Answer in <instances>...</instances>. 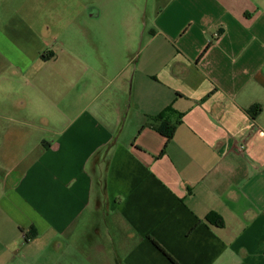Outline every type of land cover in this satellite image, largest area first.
I'll return each instance as SVG.
<instances>
[{
	"label": "crops",
	"instance_id": "0c3cea01",
	"mask_svg": "<svg viewBox=\"0 0 264 264\" xmlns=\"http://www.w3.org/2000/svg\"><path fill=\"white\" fill-rule=\"evenodd\" d=\"M91 6L49 59L0 25V264H264V0H151L121 63Z\"/></svg>",
	"mask_w": 264,
	"mask_h": 264
},
{
	"label": "rangeland",
	"instance_id": "374dc122",
	"mask_svg": "<svg viewBox=\"0 0 264 264\" xmlns=\"http://www.w3.org/2000/svg\"><path fill=\"white\" fill-rule=\"evenodd\" d=\"M97 1V2H95ZM0 0V25H20L22 28L17 33L20 40L17 47H13L16 57L20 60L24 59L23 54H29L44 50L47 59L58 53L60 46L65 43L71 44L73 47L74 40V18L75 11L82 8L83 5L95 4L103 11V21L113 24V28L107 30L105 35L106 40L110 42L108 50H111L120 59V63L124 59L125 50L124 45L130 37V41L136 45L139 50L142 42L148 37V27L146 28V20L151 11V0ZM148 8V12H147ZM136 16L139 19L129 28L131 33H128L126 19L129 15ZM99 21V20H98ZM149 22V21H148ZM29 27L36 28L42 35L43 39L36 38ZM129 34V35H128ZM45 43V46H44ZM11 46V49H13ZM124 61V60H123ZM52 68L57 69V65ZM50 85L54 86L53 80ZM72 83L66 82V89L72 86ZM26 127L28 131L32 130L33 145H35V152L41 149V139L49 140L52 138L53 130H58L61 127L46 125L39 123V125ZM37 146V147H36Z\"/></svg>",
	"mask_w": 264,
	"mask_h": 264
},
{
	"label": "trees",
	"instance_id": "16d2710c",
	"mask_svg": "<svg viewBox=\"0 0 264 264\" xmlns=\"http://www.w3.org/2000/svg\"><path fill=\"white\" fill-rule=\"evenodd\" d=\"M159 118L163 119V116H160ZM158 130L169 140L175 133V126L168 121H164ZM154 243L159 248V250H161V252H163V254H165L169 258V260L176 263L175 259L157 241L154 240Z\"/></svg>",
	"mask_w": 264,
	"mask_h": 264
},
{
	"label": "built area",
	"instance_id": "2783aa9c",
	"mask_svg": "<svg viewBox=\"0 0 264 264\" xmlns=\"http://www.w3.org/2000/svg\"><path fill=\"white\" fill-rule=\"evenodd\" d=\"M237 149H238L239 152H243L244 151V147L243 146H239Z\"/></svg>",
	"mask_w": 264,
	"mask_h": 264
},
{
	"label": "flooded vegetation",
	"instance_id": "af4514ba",
	"mask_svg": "<svg viewBox=\"0 0 264 264\" xmlns=\"http://www.w3.org/2000/svg\"><path fill=\"white\" fill-rule=\"evenodd\" d=\"M88 6H91V5H88ZM91 7H92V9H94V8H95V6H93V5H92Z\"/></svg>",
	"mask_w": 264,
	"mask_h": 264
}]
</instances>
